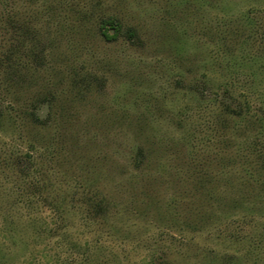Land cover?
<instances>
[{
  "label": "rangeland",
  "instance_id": "obj_1",
  "mask_svg": "<svg viewBox=\"0 0 264 264\" xmlns=\"http://www.w3.org/2000/svg\"><path fill=\"white\" fill-rule=\"evenodd\" d=\"M262 121L264 0H0V264H264Z\"/></svg>",
  "mask_w": 264,
  "mask_h": 264
},
{
  "label": "trees",
  "instance_id": "obj_2",
  "mask_svg": "<svg viewBox=\"0 0 264 264\" xmlns=\"http://www.w3.org/2000/svg\"><path fill=\"white\" fill-rule=\"evenodd\" d=\"M98 30H99V34L100 36L107 42H110V41H114L116 40V38L118 37V35L120 34L122 28H121V24L113 17H108V18H105V19H101L100 22H99V26H98ZM110 31H112V33H110ZM227 114L229 116H232V115H236V116H239V117H242V120H244V116H245V112H242L243 111V108L242 106L239 107V110H227ZM243 113V115H242ZM232 114V115H230ZM264 121H262L263 123ZM34 123H37V124H42V121L38 120L37 118L34 119ZM248 125H246V127L250 126V125H254L255 123L252 122V121H248L247 122ZM254 145V144H253ZM251 146L252 147V152L256 155V157L258 159H262L264 157V155L262 153H259L257 152V149L255 148V146ZM263 147V146H262ZM251 155V153H250ZM139 156L140 157H143V152L140 151L139 152ZM259 156L261 158H259ZM262 161H264V159H262ZM97 205V209L99 210H102L101 209V204H96Z\"/></svg>",
  "mask_w": 264,
  "mask_h": 264
}]
</instances>
